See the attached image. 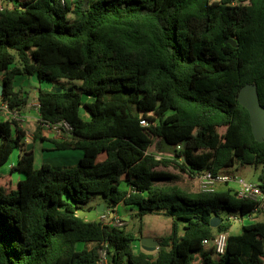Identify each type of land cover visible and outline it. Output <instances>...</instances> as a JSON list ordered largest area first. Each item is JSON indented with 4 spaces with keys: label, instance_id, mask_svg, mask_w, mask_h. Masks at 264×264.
Wrapping results in <instances>:
<instances>
[{
    "label": "trees",
    "instance_id": "trees-1",
    "mask_svg": "<svg viewBox=\"0 0 264 264\" xmlns=\"http://www.w3.org/2000/svg\"><path fill=\"white\" fill-rule=\"evenodd\" d=\"M10 1L0 11V97L19 112L29 98L17 76L53 84L38 90L37 129L64 121L69 137L35 136L83 156L36 168L17 121H0V264H264V215L234 233L226 220L250 213L253 199L223 183L209 192L154 184L175 178L169 167L198 178L240 164L260 169L264 189V141L237 99L255 83L264 107V0ZM95 195L103 211L122 203L139 217H172L156 253L135 254L123 225L81 217ZM224 231L227 250L215 258L202 240Z\"/></svg>",
    "mask_w": 264,
    "mask_h": 264
},
{
    "label": "crops",
    "instance_id": "crops-1",
    "mask_svg": "<svg viewBox=\"0 0 264 264\" xmlns=\"http://www.w3.org/2000/svg\"><path fill=\"white\" fill-rule=\"evenodd\" d=\"M0 85H1V75H0ZM14 87L16 90H19L24 94L28 93V98H29L27 104L19 112H17L19 115V118L17 119L18 127L22 131H24V133H25V135H24L25 145L23 147L24 148L23 150L24 151H30L31 153H33L35 161H36V159H38V161H39L38 162L39 166L42 163H46V164H49L52 166L76 164L79 161V159L83 156L82 151L71 150V149H69V150H54L53 149L54 145L51 142H49L47 140L41 141L39 139V136H44V137L53 136L56 140L60 141L64 138L69 137L68 134H62V135L57 134L56 135L55 133L50 132V131H48V133H46V132L40 133L37 129L38 121L40 118V113H39V108H38V100H37L38 90L39 89H51V88H53V84L39 81V79L37 78L36 75H20V76H17L15 78ZM27 88L29 90H27ZM35 133H38L39 136H35ZM160 146L163 147L162 143H160ZM149 150L154 151V146L150 147ZM21 153H22L21 150H16L15 160L14 159H13V161L11 160L6 168H4V169L2 168V171L4 173L9 172L10 168L15 164L18 156ZM158 154L160 155L161 153H158ZM167 171L174 174L175 178L172 180H169V181H155L154 182L155 185H160V186L176 185V186L180 187L181 189H183L181 184H180V181L182 183H188L189 185H194V184H196V182L198 183V178H191L184 173H181V172L178 173V172L171 170V169H168ZM223 173L227 174V172H223ZM20 178H21V176L18 174L12 175V181H13L12 186L13 187H15V183ZM121 187L123 189H127V190L130 189V186L127 184H122ZM183 190H185V189H183ZM185 191H187V190H185ZM99 203H102L101 198L98 199V203H97V201L94 203V207H97V205ZM102 204H104V203H102ZM119 206H120V204H118L114 208L113 214H114V216H118V217L122 218L123 220L125 219L124 218L125 215L130 214V213L132 215L133 213L135 214L137 212V209L135 207L126 206L128 208H125L124 210H120ZM92 210H96V209L88 210V212H86L85 216H88L89 218H85V219L86 220H95V219L99 220V218L102 216V214H100V213L97 214V212H94ZM105 211L108 212V211H110V209H105ZM137 241L138 240L136 239L132 243V250L135 254L145 251V250L138 248L139 245L137 244Z\"/></svg>",
    "mask_w": 264,
    "mask_h": 264
},
{
    "label": "built area",
    "instance_id": "built-area-1",
    "mask_svg": "<svg viewBox=\"0 0 264 264\" xmlns=\"http://www.w3.org/2000/svg\"><path fill=\"white\" fill-rule=\"evenodd\" d=\"M11 6L12 2L10 0H0V11H2L6 7ZM18 118V113L12 110L9 107L8 102L2 100L0 97V121L12 122L14 120L17 121ZM140 123L142 125H148V122L145 119H142ZM41 126L44 129L55 133L56 135H62L64 131L68 133V131L71 130V127H69L64 121H59L57 123L51 124L42 122ZM231 182L233 183L231 184ZM219 183H223L231 187L238 198H251L256 203L254 209L246 215H241L239 212L227 214L226 220L228 222H230L231 224L239 223L242 225L248 221L253 220L254 216L258 213L264 215V189L260 187L259 183H251L241 177L230 176L229 174L225 173L213 175L212 173L208 172L198 177L199 190L203 192L213 191L214 186ZM104 220L110 221V224L112 225L119 224L121 222V218L118 216H114L113 211H108L106 212V214H103L101 216V221L103 222ZM228 235L229 231L216 232L212 236L204 238L202 240V244L205 249H210L212 251V256H214L215 258H219L223 256L227 250Z\"/></svg>",
    "mask_w": 264,
    "mask_h": 264
},
{
    "label": "rangeland",
    "instance_id": "rangeland-1",
    "mask_svg": "<svg viewBox=\"0 0 264 264\" xmlns=\"http://www.w3.org/2000/svg\"><path fill=\"white\" fill-rule=\"evenodd\" d=\"M69 19L72 20L73 16L69 15ZM56 85H66L69 86L68 82L66 81H60L58 82ZM27 90H29L27 88ZM67 134V133H66ZM155 144L154 146V150H155V145L158 141V139H154ZM160 155H164V153H161ZM16 158V150H14L10 157H9V161L3 166V169L6 168L9 164V162L13 159L15 160ZM38 159H36L35 161V166L36 168L39 166L38 163ZM76 164H72V165H55V167H71L74 166ZM161 168V167H160ZM172 169L171 167L166 168ZM178 173H180L177 170H174ZM259 168H255L253 165H240V164H235L233 166L227 167L225 169V172H227V174H229L230 176H238L241 177L243 179H245L246 181H249L251 183H258V176H259ZM233 182H231L232 184ZM180 184L182 186L183 189L187 190L188 192H196L199 191V184L196 182V184L194 185H189L188 183H182L180 181ZM224 185L221 184H216L214 186V189L217 188H223ZM100 198V195H95L88 203L89 206L94 207V203L97 201L98 203V199ZM100 204V203H99ZM120 210H124L125 208H128L122 204H120ZM104 210V207H103ZM85 211V212H84ZM84 211H78L79 215L83 218H89L88 216H85L86 212H88V210H84ZM94 212H97V214H106L107 211H102V212H98L97 210H92ZM222 216H225L226 213L222 212L221 213ZM96 217V216H95ZM124 220L121 218V222L119 223V225H123L124 228L131 232L134 237L138 240L137 244L139 245V249L145 250L147 252H152L153 254L156 253L158 246H156L153 250L151 249V245L143 242V240L146 239H150V240H155L157 241L158 238L167 235L170 231H171V226H172V222L173 219L172 217L169 216H165L163 214H160L159 212H147L145 213L143 216L139 217L136 214H127L124 216ZM98 220V219H95ZM99 220H101V217L99 218ZM105 224H110V221L108 220H104L103 221ZM114 225V224H113ZM241 229V224L239 223H233L231 225L230 228V233H234V232H239ZM208 250V249H207Z\"/></svg>",
    "mask_w": 264,
    "mask_h": 264
},
{
    "label": "water",
    "instance_id": "water-1",
    "mask_svg": "<svg viewBox=\"0 0 264 264\" xmlns=\"http://www.w3.org/2000/svg\"><path fill=\"white\" fill-rule=\"evenodd\" d=\"M232 46H236L237 43L233 39L225 40ZM3 88L0 85V96L2 95ZM238 102L248 111L250 117L251 132L254 139L257 142L264 141V107L259 101V96L257 93V87L255 83H246L243 85L237 95ZM104 204L100 203L97 205L96 210L98 212L103 211ZM221 223V219L214 217L211 219V227L216 228ZM143 242L151 245L153 250L158 246L157 241L146 239Z\"/></svg>",
    "mask_w": 264,
    "mask_h": 264
}]
</instances>
